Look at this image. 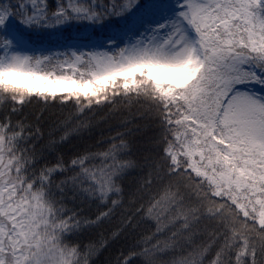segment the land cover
<instances>
[{
	"label": "snow or ice",
	"instance_id": "6c2138e0",
	"mask_svg": "<svg viewBox=\"0 0 264 264\" xmlns=\"http://www.w3.org/2000/svg\"><path fill=\"white\" fill-rule=\"evenodd\" d=\"M0 264H264V0H0Z\"/></svg>",
	"mask_w": 264,
	"mask_h": 264
}]
</instances>
